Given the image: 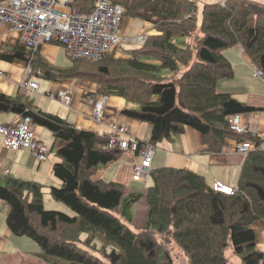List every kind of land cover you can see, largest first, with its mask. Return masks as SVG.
<instances>
[{"label": "trees", "instance_id": "trees-1", "mask_svg": "<svg viewBox=\"0 0 264 264\" xmlns=\"http://www.w3.org/2000/svg\"><path fill=\"white\" fill-rule=\"evenodd\" d=\"M111 1L124 5V17L139 18L156 33L150 34L133 55L118 62L109 54L115 46L96 60L73 59L74 65L67 69L42 65L45 78L87 79L99 85L94 94L126 98L138 107L125 108L123 114L149 123L152 143L171 139L186 126L213 141L214 149L227 137H235V143L250 138L236 134L230 120L233 114L256 108L231 93L217 91L216 85L219 79L233 75L232 64L224 55L231 46L239 45L264 72V4L218 0L204 4L199 17L197 0ZM94 2L72 0L83 13L92 11ZM22 46H15L13 55L0 50V57L28 59L30 53ZM81 60L101 63L95 65L96 70H89ZM115 63L120 66L114 67ZM112 73H133L152 84L142 98L133 99L122 86H111L101 77ZM0 111L29 116L32 124L48 128L64 142L56 149L60 160L53 167L61 185L52 186L51 195L70 208L71 214L46 209L42 185L35 181L10 175L0 180V199L10 206V230L37 242L43 261L175 264L167 247L173 240L189 264H229L228 250L242 264H264V250L258 247L253 227L254 222L264 221V149L258 148L259 138L250 140H255L256 148L246 156L233 193L215 189L203 175L187 168L152 169L154 183L146 192L147 220L143 230L135 231L133 207L145 194L127 195L123 184L93 178L99 165L124 153L109 147L107 135L79 129L36 108L32 101L5 94H0Z\"/></svg>", "mask_w": 264, "mask_h": 264}, {"label": "crops", "instance_id": "crops-1", "mask_svg": "<svg viewBox=\"0 0 264 264\" xmlns=\"http://www.w3.org/2000/svg\"><path fill=\"white\" fill-rule=\"evenodd\" d=\"M216 1L218 0H208L210 3ZM258 1L264 4V0ZM133 20L132 17H125L121 29L123 34L130 35ZM153 32L155 33L150 30L151 34ZM19 37L18 31L4 23L0 27V50L13 55L11 50L17 45L22 46ZM26 49L30 53L28 59L13 56L12 60H6L0 57V71L4 73L0 74V94L19 98L24 102L32 101L36 108L58 115L79 129L93 130L102 135L108 133L111 124L125 123L129 127L131 135L136 136L142 142L152 143L150 142V124L123 114L122 111L125 108L136 106L131 102L128 103L126 98L110 95L102 121L98 122L93 118L92 107L87 102L89 94L93 93L92 95H94L98 90L97 83L76 77H71L70 80H66L70 77H56L51 80L43 76L42 65L54 66L64 52L67 55L64 46L46 43L36 50L27 47ZM224 55L232 64L233 75L219 79L216 90L222 93H231L240 101L255 107V110L241 114L242 121L250 131H261L264 128V77L255 76V66L251 58L239 45L225 49ZM33 63H36V68L32 67ZM25 79L29 82H37L38 88L31 89L30 84L23 87L22 82ZM69 87L74 88L75 93L71 103L67 105L57 98V93L60 89ZM20 118L19 114L0 111V124H12ZM32 127L37 139L50 148L49 158L39 160L34 151L27 148L16 151L7 149L0 134V180L2 181L1 177L10 175L26 181H35L42 185L44 203L49 202L53 208L62 209L59 201L52 197L51 187L61 185V180L54 175L53 167L60 160L56 149L64 142L56 139L46 127L38 124H32ZM144 136L150 137V139L145 141ZM252 139L253 137L250 136L245 140ZM260 143L264 149V141L260 139ZM154 144L156 150L152 162L153 169L164 166L187 168L203 175L210 184L221 181L224 185L236 188L246 156L236 150L235 137H227L221 147L214 149L211 147L213 141L206 140L199 130L186 126L182 133ZM140 161V154L124 151L118 159L105 165H99L93 178L121 183L127 187L125 193L127 195L144 194L153 185L154 180L151 176L153 183L148 185L149 179L135 181L132 178L133 167ZM9 209V204L0 199V259L23 256L24 253L31 251H33V256L40 258L38 255L40 245L37 244L38 248L36 249L33 247L35 246L33 239L31 240L28 236L15 235L10 230L7 224ZM253 227L257 232L258 247L264 250V221L254 222Z\"/></svg>", "mask_w": 264, "mask_h": 264}, {"label": "built area", "instance_id": "built-area-1", "mask_svg": "<svg viewBox=\"0 0 264 264\" xmlns=\"http://www.w3.org/2000/svg\"><path fill=\"white\" fill-rule=\"evenodd\" d=\"M124 14L125 8L111 0H95L93 10L88 13L79 11L72 0H0V27L7 23L18 31L21 43L29 49L36 50L43 44L56 43L64 46L73 59H99L127 40L121 31ZM0 74L4 73L0 71ZM254 74L264 77L262 69L257 67L254 68ZM29 84L31 89L38 88L35 81L25 79L22 82L23 87ZM74 93L72 87L60 89L57 98L69 105ZM109 96L98 93L87 99L92 107V116L98 122L102 121ZM230 123L236 134L250 135L264 141V128L261 131H250L243 123L241 114H233ZM0 134L7 149L16 151L27 148L34 151L39 160L49 158V147L37 139L29 116L21 117L12 124H0ZM106 135L109 147L140 154L141 161L134 165L132 178L136 181L148 179L152 171L155 144L142 142L131 135L125 123L111 124ZM235 148L247 156L256 148V144L239 140ZM214 188L228 193L235 191V187L224 185L221 181H216Z\"/></svg>", "mask_w": 264, "mask_h": 264}, {"label": "rangeland", "instance_id": "rangeland-1", "mask_svg": "<svg viewBox=\"0 0 264 264\" xmlns=\"http://www.w3.org/2000/svg\"><path fill=\"white\" fill-rule=\"evenodd\" d=\"M197 1H198V16L201 17V10H202L204 4L210 3V2H208V0H197ZM211 1H214V0H211ZM221 1H223V0H221ZM253 1L259 2L258 0H253ZM259 3H261V2H259ZM125 17H124V19H125ZM150 30L155 31V33H156V30L147 26V24L145 22H143V20H141L139 18H134L132 25H131L130 35H128V36L124 35V37H126L128 39L122 41V43L117 45L113 50H111L112 52L110 51L111 53L109 52V54H111L115 59H117L114 62L121 61V60H119V58L128 57L129 55H133V53L136 50H139L143 46L146 38L151 34ZM193 44L194 43H192V45ZM81 62H82L83 67H85L89 70H96L95 65L98 64L99 62L101 63V60H98V61L81 60ZM74 63H75V60H73V58H71L68 54L66 55V53L64 52L63 55L54 64V67L58 68L56 70L67 69V68L72 67L74 65ZM119 66H120L119 63L114 64V67H119ZM32 67L36 68L37 66L35 63H33ZM171 76H172V74L168 75L169 78ZM101 77L103 80H106V82L108 84L111 83L112 84L111 86H113V85L122 86L124 88L125 92L128 93V96L130 98H133V99L142 98L143 95L147 91V87L152 84L151 82L146 81L145 78H143L142 76H139V75H136L133 73H120V74L112 73V75H102ZM174 77H176V76H174ZM70 79L71 78H67L66 80H70ZM128 103H130V102H128ZM136 107H138V106H136ZM144 138H146V137L144 136ZM149 139H150V137L146 138L144 140L146 141ZM49 150H50V148H49ZM148 179H149V181L147 183L148 185L153 183V181L151 180V177H148ZM126 189H127V187H126ZM144 194L145 195L143 196V198H141L133 207L134 220H133V224H132L133 226L132 227L135 231L143 230V227L145 226V223L147 220V212H148V205L146 202V194L147 193L144 192ZM59 203L61 204L62 209L53 208L49 202L44 203V205H45L46 209H57V210H62V211L68 212L70 214L72 213L71 209L68 208L65 204H63L61 202H59ZM41 231H43V230H41ZM82 237L86 238V235H82ZM22 243H24V242H22ZM34 243H35V246H33V247H35L37 249L38 243L37 242H34ZM24 245L27 246V244H24ZM22 246H23V244H22ZM167 247H168L170 253L173 255V258L175 260V264H189L188 259L186 257H184L182 250L174 244L173 240L168 242ZM40 251H41V248H40ZM32 252L33 251L24 253L23 256L10 257V258H6L3 260L0 259V264H49L48 262L43 261L42 259H40L36 256H33L34 254ZM227 257L229 260V264H242L240 258L238 256H236L233 253V251H231V250L227 251Z\"/></svg>", "mask_w": 264, "mask_h": 264}]
</instances>
